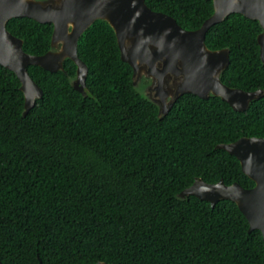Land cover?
<instances>
[{
    "label": "trees",
    "instance_id": "trees-1",
    "mask_svg": "<svg viewBox=\"0 0 264 264\" xmlns=\"http://www.w3.org/2000/svg\"><path fill=\"white\" fill-rule=\"evenodd\" d=\"M154 12L197 30L211 0H144ZM23 50L50 48L51 24L8 21ZM256 21L231 14L205 35L211 50L229 49L221 79L231 88L264 90ZM88 67L86 95L74 91L76 66L62 72L29 66L43 95L23 117L20 83L0 66V262L2 264H264V243L237 206L212 208L178 198L195 179L243 188L254 182L218 144L264 138V97L244 112L216 97L185 94L168 114L132 85L115 35L102 21L79 38Z\"/></svg>",
    "mask_w": 264,
    "mask_h": 264
},
{
    "label": "water",
    "instance_id": "water-1",
    "mask_svg": "<svg viewBox=\"0 0 264 264\" xmlns=\"http://www.w3.org/2000/svg\"><path fill=\"white\" fill-rule=\"evenodd\" d=\"M211 1L212 15L200 28L188 31L174 18L152 11L144 0H0V66L11 71L20 83L22 116L43 95L28 73L29 66L66 74L64 62L70 60L76 66L70 84L74 91L86 95L88 67L77 55V44L96 21L105 22L112 29L120 59L132 70L134 89L157 108L158 117L166 116L185 94L201 100L216 97L235 112L246 111L253 101L264 97V90L243 91L224 84L221 76L229 66V49H209L205 35L231 14L256 21L261 30L257 35L259 56L264 64V0ZM14 18L52 25L50 48L45 54L24 52L23 40L6 28ZM215 149L235 157L254 186L243 188L237 182L226 185L222 179L213 184L195 179L178 198L194 196L212 208L222 200L233 202L247 220L248 232L258 230L264 243V138L241 137L232 143L218 144Z\"/></svg>",
    "mask_w": 264,
    "mask_h": 264
}]
</instances>
